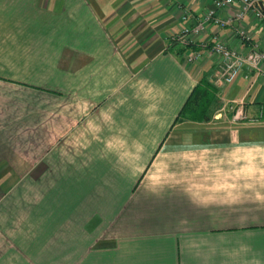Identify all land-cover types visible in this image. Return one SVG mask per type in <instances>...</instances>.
<instances>
[{
    "label": "crops",
    "instance_id": "crops-1",
    "mask_svg": "<svg viewBox=\"0 0 264 264\" xmlns=\"http://www.w3.org/2000/svg\"><path fill=\"white\" fill-rule=\"evenodd\" d=\"M211 6L0 0V264H264V65L189 60L264 50V26L170 42ZM205 80L211 119H178Z\"/></svg>",
    "mask_w": 264,
    "mask_h": 264
},
{
    "label": "built area",
    "instance_id": "built-area-1",
    "mask_svg": "<svg viewBox=\"0 0 264 264\" xmlns=\"http://www.w3.org/2000/svg\"><path fill=\"white\" fill-rule=\"evenodd\" d=\"M212 6L207 10L204 17L198 21L191 28H186L180 33H175L171 36L172 40H178L182 45H194V39L192 36H197L206 31L209 23L214 24L218 28L233 27L236 24H241L245 20L246 16L251 12L254 17L264 26V11L260 7L264 3V0H210ZM239 6L235 9L233 15L223 16L221 11L234 7L237 3ZM236 31L243 37L250 39V36L246 35L244 31L236 29ZM200 50L193 51L189 60H196L202 56V53L209 51L222 60V68L220 75L227 81L233 80V78L243 69V66L247 65L253 70H262L264 65V50L258 46L251 47L247 52L242 53L238 50L230 47L223 41L215 39L213 43L202 42L200 44ZM244 103L237 102L232 107L233 121H249L256 122L257 118L247 116L244 112Z\"/></svg>",
    "mask_w": 264,
    "mask_h": 264
},
{
    "label": "trees",
    "instance_id": "trees-1",
    "mask_svg": "<svg viewBox=\"0 0 264 264\" xmlns=\"http://www.w3.org/2000/svg\"><path fill=\"white\" fill-rule=\"evenodd\" d=\"M260 7L264 11V3ZM173 44H180L178 40H170ZM183 50H188L192 45H182ZM214 86L211 81L205 80L200 81L196 87L193 89L190 97L185 102L179 118L184 117L186 119L196 120V121H206L210 120L212 117V107L216 101Z\"/></svg>",
    "mask_w": 264,
    "mask_h": 264
},
{
    "label": "rangeland",
    "instance_id": "rangeland-1",
    "mask_svg": "<svg viewBox=\"0 0 264 264\" xmlns=\"http://www.w3.org/2000/svg\"><path fill=\"white\" fill-rule=\"evenodd\" d=\"M229 115V114H228ZM230 119H232V116H230Z\"/></svg>",
    "mask_w": 264,
    "mask_h": 264
}]
</instances>
